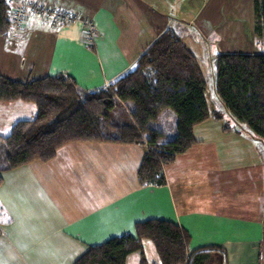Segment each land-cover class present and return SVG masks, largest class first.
Listing matches in <instances>:
<instances>
[{
    "label": "crops",
    "instance_id": "1",
    "mask_svg": "<svg viewBox=\"0 0 264 264\" xmlns=\"http://www.w3.org/2000/svg\"><path fill=\"white\" fill-rule=\"evenodd\" d=\"M48 1L80 19L54 28L35 17L26 30L0 35L4 76L25 81L64 73L83 88H98L131 70L167 28L176 30L205 78L212 68L213 85L219 53H264L257 47L264 41L255 31L254 0ZM87 22L98 32L93 47L82 38ZM212 93H206L209 110L220 117L194 126L196 142L164 167L165 185L139 182L145 143L72 141L49 161L3 172L0 264H73L90 246L134 235L136 223L148 219L185 229L190 251L219 246L227 264H261L264 143L242 124H228ZM37 111L30 101H0V135ZM167 119L173 132L176 114ZM143 245L146 262L137 250L126 264H160L153 241L144 238Z\"/></svg>",
    "mask_w": 264,
    "mask_h": 264
},
{
    "label": "trees",
    "instance_id": "2",
    "mask_svg": "<svg viewBox=\"0 0 264 264\" xmlns=\"http://www.w3.org/2000/svg\"><path fill=\"white\" fill-rule=\"evenodd\" d=\"M254 9L255 31L264 37V0H254ZM9 13V1L0 0V35L12 29ZM215 66L213 92L238 123L264 140V53H219ZM207 89L198 60L174 28L162 32L131 70L98 88H83L64 73L25 81L0 73V101H30L38 109L33 119L20 120L9 135H0V184L7 170L49 161L68 142L91 141L148 143L139 182L165 185L164 167L196 142L194 126L213 115L220 117V112L209 110ZM171 111L176 122L168 137L158 121ZM135 230L134 235L90 246L73 264H126L127 256L137 250L145 263L144 238L153 241L160 264H206L214 258L213 250L219 251L215 258L220 264L228 263L226 250L219 246L190 251V234L173 221H139Z\"/></svg>",
    "mask_w": 264,
    "mask_h": 264
},
{
    "label": "built area",
    "instance_id": "3",
    "mask_svg": "<svg viewBox=\"0 0 264 264\" xmlns=\"http://www.w3.org/2000/svg\"><path fill=\"white\" fill-rule=\"evenodd\" d=\"M10 3V21L13 29H23L32 15L48 18L53 27H63L77 20L71 11L56 7L46 0H8ZM82 33L86 45H93L97 39V29L92 22H87Z\"/></svg>",
    "mask_w": 264,
    "mask_h": 264
},
{
    "label": "rangeland",
    "instance_id": "4",
    "mask_svg": "<svg viewBox=\"0 0 264 264\" xmlns=\"http://www.w3.org/2000/svg\"><path fill=\"white\" fill-rule=\"evenodd\" d=\"M47 2H49L48 0H46ZM62 8V7H61ZM64 10H66V9H64ZM73 14H74V16L76 15V17H77V19H80V15H77L76 13H74V12H72ZM35 17H38L37 15H32V17L30 18V19H32V18H35ZM38 18H40V17H38ZM30 19L28 20V22L30 21ZM40 19H42V20H44V22H45V24H47V23H50L51 24V22H50V20L48 19V18H40ZM82 19H84V18H82ZM87 21H89V20H87ZM28 22H27V24H26V26L23 28V29H17V30H15V29H11L10 31H12V32H15L16 31V33H19L20 31H23V30H26V27H27V25H28ZM87 24V23H86ZM52 25V24H51ZM255 26H256V22H255ZM87 27V25H85V28ZM55 28V27H54ZM15 36H17V35H15ZM18 38V40L20 41H24V39H25V36H17ZM12 38H14V37H12ZM263 38V39H262ZM258 39L259 40H261V41H264V37L263 36H260V35H258ZM20 43V42H19ZM96 43V42H95ZM22 44V43H21ZM254 44H256V43H254ZM94 45V44H93ZM258 49L259 50H261V51H263L264 52V43H260L258 46ZM205 62H208V60L206 59V60H204V64H205ZM213 74H212V68H211V70H210V73H208V74H206V79H207V82H208V85H209V87H208V89L206 90V93L208 92V90H209V92H212L213 91ZM212 97H213V100L212 101H215V102H217V105H218V109L220 108L221 109V111L223 112V114H225V116H224V120L228 123V124H230V125H234V124H237V121L235 120V118L229 113V111L226 109V107H225V105L223 104V102L220 100V98L219 97H217L216 96V94L213 92L212 93ZM120 111V110H119ZM168 117H167V114L165 115L164 113L161 115V117H160V119H159V121H158V123L161 125V126H163L162 127V129L163 130H165L166 132H167V136L168 137H171V136H173V133H172V129H173V124L174 123H172L171 121L172 120H168L167 119ZM243 125V127H245L246 129H250L247 125H244V124H242ZM251 130V129H250ZM252 131V130H251ZM253 132V131H252ZM254 133V132H253ZM254 135L260 140V141H263V143H264V140L263 139H261L260 137H258L255 133H254ZM115 143V142H114ZM142 143H145V145H147V150L149 149V144L148 143H146V142H142ZM142 143H137V144H142ZM121 144H124V143H121ZM151 245H152V247H153V244L151 243ZM213 254V257L214 258H212V259H210V260H208L207 262H206V264H219L218 263V261L215 259V256H217V255H219V251L218 250H213V252H212ZM263 255H262V262H261V264H264V249H263Z\"/></svg>",
    "mask_w": 264,
    "mask_h": 264
}]
</instances>
